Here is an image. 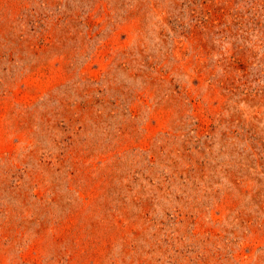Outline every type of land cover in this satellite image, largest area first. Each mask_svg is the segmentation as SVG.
Segmentation results:
<instances>
[{"label": "rangeland", "instance_id": "rangeland-1", "mask_svg": "<svg viewBox=\"0 0 264 264\" xmlns=\"http://www.w3.org/2000/svg\"><path fill=\"white\" fill-rule=\"evenodd\" d=\"M0 264H264V0H0Z\"/></svg>", "mask_w": 264, "mask_h": 264}]
</instances>
